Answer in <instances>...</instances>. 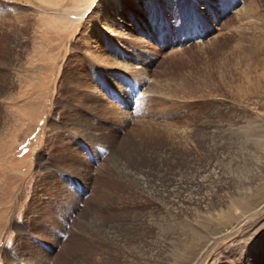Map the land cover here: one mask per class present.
<instances>
[{
	"label": "rangeland",
	"instance_id": "obj_1",
	"mask_svg": "<svg viewBox=\"0 0 264 264\" xmlns=\"http://www.w3.org/2000/svg\"><path fill=\"white\" fill-rule=\"evenodd\" d=\"M144 1L124 50L154 61L153 79L114 68L112 87L82 38L88 19L101 50L114 37L91 16L110 0H0V264H264L263 7L249 20L254 0ZM86 73L103 104L73 82ZM140 83L146 98L122 103ZM84 119L109 134L78 135ZM181 133L194 145L170 151ZM129 137L157 143L166 171L140 174ZM111 216L128 218L118 243L101 228Z\"/></svg>",
	"mask_w": 264,
	"mask_h": 264
},
{
	"label": "bare ground",
	"instance_id": "obj_2",
	"mask_svg": "<svg viewBox=\"0 0 264 264\" xmlns=\"http://www.w3.org/2000/svg\"><path fill=\"white\" fill-rule=\"evenodd\" d=\"M128 1V2H127ZM139 1V2H138ZM165 1V0H164ZM168 2V4L170 6L174 5L175 3L178 4L180 2H182L181 0H166ZM196 2H198L199 4L202 2H205L206 0H194ZM257 1H260V3H257ZM254 0V4H252V6L249 4L246 8V10L244 11L245 15H246V19H249V20H252L254 19L253 17H257L259 14H260V11H261V7H263V11H264V0ZM261 1L263 3H261ZM210 1H206L205 4L207 5H210L209 4ZM145 3V4H144ZM247 4V3H246ZM100 5V4H99ZM137 5V6H136ZM101 6V5H100ZM141 6H142V9H144L146 6L148 7V4L146 1L144 0H110V5H109V11H105L103 10V12L100 13V10L97 11V13L94 14V12L91 14L92 16V19H95L97 20V22L99 23V25H101V28L104 32H109L110 34L114 35V37H109L107 39V43L104 46V48H102L101 50V46H96L95 45V42L96 40H91L90 39V31H91V19H88V21L85 22V25H84V29H82L84 32V34L82 35L84 38V42L85 44L87 45V47L84 49L85 50V53L87 55H90L92 58V61H93V64H98L100 69H102V71L104 73H108L111 77V78H108L104 77L105 81H108L112 87L116 86V83H118V80L119 78L117 77V74L118 72L115 73L114 71V68H122V69H128V71H131V74L132 77H139L140 79L142 80H152L153 78L149 75V69H150V64L153 63L154 61H148L147 58H144L141 56L140 54V51L133 48L131 49V53H129L128 50H124V49H127L129 45L128 42L129 40H126L127 37L129 36V33L127 32V23L126 21L128 20L131 24V20L134 21L135 25L137 26V29H140L141 27H144L145 25V20L144 18L140 15L141 13ZM98 7V6H97ZM131 7H134V8H131ZM243 7V6H241ZM246 7V6H245ZM100 8V7H99ZM169 8V6H168ZM244 9V8H243ZM170 10V9H169ZM172 10V9H171ZM205 10V9H203ZM135 11V12H134ZM55 12V11H54ZM58 12V11H57ZM61 12V11H60ZM66 12V11H65ZM96 12V11H95ZM138 13L139 16L136 17L137 14L135 13ZM178 12V11H177ZM67 13V12H66ZM49 14V13H48ZM55 14V13H54ZM242 14V12H241ZM86 15L85 12H68V16L71 17L72 19V22L75 21L79 16L81 17H84ZM174 15V14H173ZM244 15V14H243ZM58 16V15H57ZM237 16V15H236ZM238 16H241V15H238ZM67 18V17H66ZM85 18V17H84ZM87 18V16H86ZM85 18V19H86ZM239 18V17H238ZM54 19V18H53ZM69 19V18H67ZM243 19V18H241ZM207 20V19H205ZM256 20V19H255ZM56 21V20H55ZM212 23V22H211ZM63 24V23H62ZM65 24V23H64ZM26 25V24H25ZM60 26V25H59ZM64 26V25H63ZM70 26V25H69ZM97 26V25H96ZM99 27V26H97ZM61 28V27H60ZM81 30V31H82ZM130 37V36H129ZM139 37V36H138ZM138 37H135V40L136 41H140V40H146V39H140ZM211 39H208L207 41L203 42L204 44H209L211 41ZM80 42V41H79ZM121 43V44H119ZM130 43V42H129ZM83 44V43H82ZM80 44V45H82ZM214 44V43H213ZM212 44V45H213ZM85 45V46H86ZM125 46V47H124ZM133 46V45H132ZM79 47V46H78ZM83 47V46H82ZM109 48V54H107L106 52V49L105 48ZM209 48V47H208ZM141 49V48H140ZM83 50V51H84ZM143 52V51H142ZM147 54V53H146ZM8 60V59H7ZM136 62V63H135ZM149 62V63H148ZM148 63V67H146V64ZM1 64V63H0ZM137 64V65H136ZM152 65V64H151ZM250 65V64H249ZM82 67V66H81ZM102 73V72H101ZM4 74V73H3ZM6 74V73H5ZM4 74V75H5ZM75 74L77 73H74V76ZM79 75V74H78ZM93 76V75H92ZM108 76V75H107ZM5 77V76H4ZM115 77H117V81H114L115 80ZM122 77V76H121ZM91 77L88 73H86V75H82L80 76V78H75L74 77V83H80V86L84 87V86H88V87H92L95 89L94 93H91L89 92L87 89H78L80 91L81 94H84L85 96V100L87 101H91L92 103H96V104H103L104 102V97L102 96L101 94V90L100 89H96V87L93 86L92 82L90 81ZM123 79V78H121ZM93 81V80H92ZM154 81V80H153ZM72 82V83H73ZM142 83L138 84L137 85V88L134 87V89L132 91L130 90H123V92L120 94L121 96V99H122V103H125L124 101V97L126 98L127 100V97H132V95H135L137 99H144L146 98V95L148 94V88L145 89L142 87L141 85ZM114 85V86H113ZM118 85V84H117ZM149 85V84H148ZM165 85V84H164ZM119 86V85H118ZM167 86V84H166ZM87 88V87H85ZM136 88V90H135ZM151 88V87H150ZM0 89H1V86H0ZM130 89V88H129ZM152 89V88H151ZM150 89V90H151ZM158 89V88H157ZM169 90V88H168ZM116 91V90H115ZM114 91V92H115ZM119 91V90H118ZM122 91V90H121ZM154 91V90H153ZM160 92V91H159ZM162 92V91H161ZM169 92V91H168ZM103 93V92H102ZM117 96H119L118 93H116ZM165 95V96H169L171 93H167L166 91V88H165V92L164 93H160L159 95ZM83 96V95H82ZM141 96V97H140ZM136 100V99H135ZM160 101V100H159ZM90 103V102H89ZM88 103V104H89ZM104 113V112H103ZM77 115V114H76ZM105 115V114H104ZM83 117V116H82ZM81 118V117H80ZM84 118V117H83ZM79 119V118H78ZM80 120V119H79ZM85 120V119H84ZM83 120V121H84ZM70 121V120H69ZM83 121L81 123H83ZM86 121V124L85 125H82L81 129H80V132L78 133V135H81V136H85V138H91V139H97V140H102L104 137H106L108 134H109V131L108 132H105L106 128L104 129V126L101 125L100 123H95L91 120H85ZM71 122H74L73 120ZM74 124V123H72ZM84 124V123H83ZM161 124V123H160ZM211 124V123H209ZM208 125V124H207ZM76 126V124H75ZM161 126V125H160ZM209 126V125H208ZM206 127V126H205ZM203 128V127H202ZM112 129V128H111ZM158 131V130H157ZM163 131V130H162ZM189 131V130H188ZM193 131V130H192ZM191 131V132H192ZM200 132V130H198ZM203 131V130H202ZM201 131V132H202ZM212 131V130H211ZM214 131V130H213ZM221 131V130H220ZM113 132V131H112ZM187 132V130H186ZM200 132V133H201ZM156 133V132H155ZM158 133V132H157ZM184 133V131H183ZM190 133V132H188ZM198 133V132H197ZM195 133V134H197ZM222 133V132H221ZM115 134V133H114ZM176 133H173V135H175ZM192 134V133H190ZM212 133H201V138H200V141L202 143H206L208 144V140H209V135H211ZM117 135V134H116ZM129 135V134H128ZM189 135V134H187ZM198 135V134H197ZM213 135V134H212ZM219 136H221L220 134H218ZM217 135V136H218ZM191 136V135H190ZM190 136L187 137L186 139V136H184L182 133L181 134H178V137H179V141L177 142H169L167 143L168 145H170L171 149L169 148L170 151H172V149L179 145H187L186 149H188V145L191 146V145H194V144H189V140L192 139L190 138ZM74 137V136H73ZM115 137V136H114ZM192 137V136H191ZM194 137V136H193ZM199 138V136H197ZM213 137V136H212ZM215 137V136H214ZM117 138V137H115ZM126 138V137H125ZM142 138V137H140ZM122 139V137H121ZM127 139V138H126ZM145 139V138H144ZM211 139V138H210ZM219 139H223V138H220ZM143 140V139H141ZM140 140V141H141ZM148 140V139H147ZM128 141L131 142V147H130V152L128 153V156L131 157L134 161H132V163L135 165V164H138V170L140 171V174L142 173L143 175L144 174H147V176L149 175H152V173L154 171H158V172H165L166 171V165H165V160L166 158L164 159H161L159 156H157L158 152H160L161 150L159 151H155V147H156V144H152L154 146H150L148 147L147 149L143 146V144L133 140L132 138L129 137ZM221 141V140H220ZM219 141V142H220ZM145 142V141H144ZM143 142V143H144ZM150 142V141H149ZM198 142V141H197ZM148 143V141H147ZM164 143V142H163ZM194 143V142H193ZM215 144V143H214ZM218 144V143H217ZM66 144L63 142L62 143V146H65ZM73 145V144H72ZM113 145V144H112ZM149 145V144H148ZM203 145V144H202ZM210 145V144H209ZM213 145V144H212ZM71 145H68V147H70ZM67 147V146H66ZM67 147V148H68ZM206 147V146H205ZM66 148V149H67ZM75 148V147H74ZM190 148V147H189ZM65 149V148H64ZM192 149V147L190 148ZM189 149V151H190ZM215 149V148H214ZM213 149V150H214ZM166 150L164 152V154L168 151V149H164ZM211 150V151H213ZM125 151V150H124ZM71 152V151H70ZM76 152H78V150H76ZM141 152L143 154H145L146 158H141L140 156L141 155ZM169 152V151H168ZM191 152V151H190ZM74 154V152H72ZM173 153V152H172ZM184 153V152H183ZM217 153V152H216ZM171 154V153H170ZM212 154V153H210ZM66 156V155H65ZM164 156V155H163ZM191 156V155H190ZM215 156V155H214ZM127 157V156H126ZM129 157H127L129 159ZM166 157V156H165ZM138 158V159H137ZM163 158V157H162ZM196 158V157H195ZM209 158V156H208ZM130 160V159H129ZM122 161V160H121ZM119 162V161H118ZM124 162V160H123ZM173 162V161H172ZM79 163V161H78ZM81 165H84V162L83 160L80 161ZM125 163V162H124ZM195 163V162H194ZM121 164V163H120ZM119 164V165H120ZM189 164V163H188ZM126 165V164H125ZM128 165V164H127ZM84 167V166H83ZM122 167V166H121ZM190 167V166H189ZM86 169V168H85ZM145 169H147L148 172L144 171ZM124 170V168H123ZM80 171V170H79ZM136 171V169H135ZM151 171V173H150ZM81 172V171H80ZM103 172V171H102ZM138 172V171H137ZM81 174V173H80ZM136 174V173H135ZM139 174V175H140ZM163 174V173H162ZM83 175V174H82ZM128 177H130L128 175ZM144 177V176H143ZM163 177V176H162ZM133 178V177H132ZM132 180V179H131ZM136 180V179H135ZM133 180V181H135ZM141 180V179H140ZM145 180V178L143 179ZM144 188V187H143ZM140 190V189H139ZM47 208V207H46ZM127 208V207H126ZM139 214V213H137ZM130 215H133L130 213ZM134 215H135V212H134ZM101 217V216H100ZM105 217V216H104ZM107 217V216H106ZM103 218V217H102ZM112 218V216H111ZM124 218V217H123ZM120 218L118 217V219L116 218H112V219H104L102 220V223H101V228L102 227H106L107 229H105L104 231V237L106 238V240H109L108 238V235L113 238L115 241L120 242V240H122L123 238H126V237H129L128 235L131 234L128 232V229L126 228L127 223H128V218ZM132 218V217H131ZM122 219V220H121ZM138 219V218H137ZM83 220V219H82ZM106 220V221H105ZM141 221V220H140ZM88 222V221H87ZM86 223V222H85ZM134 223V222H133ZM136 224V223H135ZM131 225V224H130ZM139 227L142 225V227L144 226L143 224H138ZM134 226V224H133ZM130 227V226H129ZM104 229V228H103ZM133 230V229H132ZM136 230V229H135ZM133 234V233H132ZM50 236V235H48ZM49 238V237H48ZM132 238V237H131ZM30 240V239H29ZM28 240V241H29ZM32 240V239H31ZM113 243V242H112ZM31 246V245H30ZM69 254V253H68ZM47 256V255H46ZM50 259V258H49ZM48 260V258L46 259ZM44 263V262H43ZM45 264H47V261H45Z\"/></svg>",
	"mask_w": 264,
	"mask_h": 264
}]
</instances>
